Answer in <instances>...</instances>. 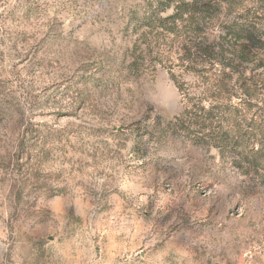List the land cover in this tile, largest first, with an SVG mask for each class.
<instances>
[{
  "label": "rangeland",
  "instance_id": "rangeland-1",
  "mask_svg": "<svg viewBox=\"0 0 264 264\" xmlns=\"http://www.w3.org/2000/svg\"><path fill=\"white\" fill-rule=\"evenodd\" d=\"M174 1L0 0V264H264L259 143L194 144L264 139V36L247 49L222 30L263 34V0H216L211 21L177 26L174 6L157 13ZM200 43L214 71L178 61ZM215 78L245 120L180 130Z\"/></svg>",
  "mask_w": 264,
  "mask_h": 264
},
{
  "label": "trees",
  "instance_id": "trees-1",
  "mask_svg": "<svg viewBox=\"0 0 264 264\" xmlns=\"http://www.w3.org/2000/svg\"><path fill=\"white\" fill-rule=\"evenodd\" d=\"M169 2V1H168ZM264 3L263 1H260L259 4ZM256 4V3H255ZM258 5V3H257ZM161 9L157 10L158 15L163 14L167 9H170L172 6H174V11L173 14L170 15L168 18L172 20L173 25L177 26V24H182L186 22L191 21V17L196 16L197 18V23H203L205 24L207 21H211L210 17L211 14H216V10L220 12L219 10L222 9L223 6V1L216 2V0H190V2H185L184 0H175L174 3L171 4H165L163 5ZM188 7H194L195 10L190 12L185 8ZM217 8V9H216ZM258 10H262V14H264V6H261ZM254 13H258L255 11ZM210 16V17H209ZM190 18V19H189ZM208 18V19H207ZM189 19V20H188ZM197 24V25H198ZM224 29V38L228 39H233L235 41H242L246 42L247 44L243 45V48H250L248 47V42L252 41V38H259L262 39L264 36L261 33V29L257 27V25H250L248 23H242L240 21L238 22H233L227 27H223ZM261 28L264 29V27L261 25ZM262 29V30H263ZM225 30V31H224ZM180 57L178 58V61L182 64L181 66L185 67V70H191L193 69L191 66L193 65H200L201 68L206 66V64H210V70H215L216 69V60L213 61H208L206 60V56L208 54L214 52V48H211L210 45H204L203 43H200L199 45L192 47L189 46L185 49H181ZM200 60V61H198ZM231 61V63H228ZM197 62H200L199 64ZM228 62H223V61H218V65L220 66V74L225 75V70L226 69H233V60L228 59ZM246 63V61H240L239 64ZM260 68V67H259ZM213 75L215 76L216 73L213 72ZM216 77V76H215ZM226 77V76H225ZM170 79L174 83L179 95L182 97V100L184 101V92H185V87L183 84H178L176 80L174 79L173 75H170ZM215 81L212 82V86H210V89H206L203 92L205 94L209 93L213 97V95L220 94L226 91V87L224 84L223 80L218 81V85H216V78L214 79ZM207 84V83H206ZM209 85V84H208ZM217 87V88H216ZM218 91V92H216ZM214 99H210L212 101V106H210L208 109L205 110V107L202 106L203 102L202 100H197L193 101L190 100L191 102V109L188 110L187 107H184L182 113L180 116L174 118L175 126L180 128V130H188L189 126L193 127H198V129L201 132L207 131L208 134L209 132H212L215 134L214 131H216V127H213L215 124L214 120L216 121V124L220 123L225 120V117H233L235 120H238L240 123L244 121L243 115H239L237 111H231V109L227 107H223L222 105L224 104V101H219L215 97ZM241 102V101H240ZM218 105V106H217ZM213 110H216V115L213 114ZM228 111V115H225L226 113L224 111ZM173 124V122H169L168 125ZM239 129H234L232 131L233 133V138H227V137H220V143L219 146L216 144V139L213 138V136H206V139H203L201 141H198L194 144L200 145V144H206L210 148H217L221 149L223 148L222 146H227L228 143L231 144V147L236 148V149H245L247 142H253L256 144L259 143L260 151L257 150L254 152L256 158L258 160H262L264 156V152L262 151L264 149V139H252V138H246L244 134L238 133ZM213 138V139H212ZM227 138V139H226ZM219 140V139H218ZM230 141V142H229ZM253 143L252 146L254 145ZM256 155H260V157H257Z\"/></svg>",
  "mask_w": 264,
  "mask_h": 264
}]
</instances>
